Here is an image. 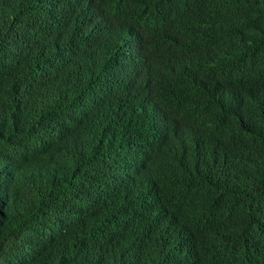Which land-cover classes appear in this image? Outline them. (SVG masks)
I'll return each mask as SVG.
<instances>
[{"label":"trees","instance_id":"trees-1","mask_svg":"<svg viewBox=\"0 0 264 264\" xmlns=\"http://www.w3.org/2000/svg\"><path fill=\"white\" fill-rule=\"evenodd\" d=\"M0 264H264V0H0Z\"/></svg>","mask_w":264,"mask_h":264}]
</instances>
